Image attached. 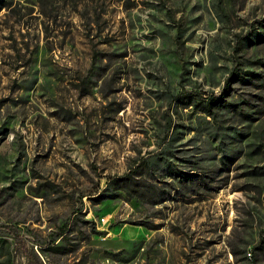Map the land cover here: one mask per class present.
Listing matches in <instances>:
<instances>
[{
    "label": "rangeland",
    "instance_id": "1",
    "mask_svg": "<svg viewBox=\"0 0 264 264\" xmlns=\"http://www.w3.org/2000/svg\"><path fill=\"white\" fill-rule=\"evenodd\" d=\"M4 226L41 264H264V0H0Z\"/></svg>",
    "mask_w": 264,
    "mask_h": 264
},
{
    "label": "trees",
    "instance_id": "2",
    "mask_svg": "<svg viewBox=\"0 0 264 264\" xmlns=\"http://www.w3.org/2000/svg\"><path fill=\"white\" fill-rule=\"evenodd\" d=\"M235 75V74H233ZM247 75V73H245ZM242 79L237 80L241 82ZM219 99L214 98L212 96L208 97L207 100L203 104H199L198 107L201 109L202 112H208L209 108L212 106H216L219 103ZM141 167V166H140ZM139 166L136 167L135 170H131L124 174L122 177L115 179L116 182L122 183L124 186H128L132 184L133 176L136 174L137 169ZM186 180V179H185ZM114 181V182H115ZM188 181V179H187ZM152 194V193H151ZM92 224L90 222L84 221L83 216L81 214L74 213L59 229L55 238H60L61 245L56 246L54 245L53 241L48 243L46 249L58 256L65 257L68 254H71L74 250L77 249V244L72 246V249H69L68 246L71 245V240L75 239L76 237L79 240L85 241L87 240L90 235L95 234V231L91 229V233L85 232V227ZM0 236H7L12 239L13 241V249L15 254H20L23 259L25 260V264H41L34 254L31 248L27 247L25 241L15 235L14 231L9 226H4L0 228ZM259 244L264 243V233L259 236L258 240ZM37 243V242H36ZM40 256L43 254L42 251L39 252Z\"/></svg>",
    "mask_w": 264,
    "mask_h": 264
}]
</instances>
